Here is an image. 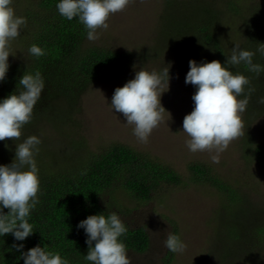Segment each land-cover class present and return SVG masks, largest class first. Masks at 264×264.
Returning a JSON list of instances; mask_svg holds the SVG:
<instances>
[{"label": "trees", "instance_id": "1", "mask_svg": "<svg viewBox=\"0 0 264 264\" xmlns=\"http://www.w3.org/2000/svg\"><path fill=\"white\" fill-rule=\"evenodd\" d=\"M57 2L12 0L15 14L24 17L27 25L10 42L9 69L5 80L0 82V99L20 87L18 81L24 72L39 71L45 88L34 106L31 121L21 129L20 139L0 141V165H8L14 159L15 145L32 135L41 140L39 152L34 156L39 203L28 218L33 233L22 242L15 241L11 233L0 236V264H24L21 251L38 244L58 252L69 264H91L83 257L88 246L83 229L76 227L79 221L101 212L106 216L110 212L120 215L127 212L122 202L146 203L163 186L190 184L208 186L220 199L216 213L224 229L221 239L230 249L240 248L236 260L242 256V250L241 261L256 256L260 252L256 248L264 242V225L255 224L254 214L244 219L237 215L235 221L225 223L232 218L236 204L243 207L247 199L236 184L224 180L212 167L191 163L185 180L168 164L132 145L111 142L89 149L81 137L77 139L68 132L77 122L73 115L80 99L94 82L125 71L136 56L88 41L77 19L67 20L58 14ZM159 18L154 47L160 53L170 42L171 47L183 53V70H189L190 59L198 63L217 60L223 66L234 45L255 51L258 44L264 43V0H166ZM33 44L44 49L45 55L38 58L29 55L27 50ZM253 63L264 65V57L257 52ZM229 70L245 75L250 81L239 97L243 99L250 93L244 121L250 122L252 116H264V104L257 102L264 96V72L258 76L244 64L229 65ZM54 134L68 143L67 154L54 145L51 137ZM245 139L249 141L245 142L244 151L252 155L258 167L264 168V145ZM8 211L3 209L5 214ZM125 225L128 231L119 239L126 245L127 253L145 254L151 244L148 232ZM172 233L179 236L177 229ZM20 243L24 248L17 251L13 245ZM226 253H219V259L227 260L230 253ZM174 254L168 250L167 263Z\"/></svg>", "mask_w": 264, "mask_h": 264}, {"label": "clouds", "instance_id": "2", "mask_svg": "<svg viewBox=\"0 0 264 264\" xmlns=\"http://www.w3.org/2000/svg\"><path fill=\"white\" fill-rule=\"evenodd\" d=\"M129 3L130 0H58L55 6L65 19H77L85 29L86 39L95 41L99 38L97 29L109 27L106 21L110 14L123 11ZM11 5L12 0H0V82L5 80L9 69L10 42L19 37L27 25L26 19L17 16ZM27 51L37 58L45 55V50L35 44ZM230 52L223 66L217 60L198 63L190 59L184 78L186 85L195 87L191 96L192 110L182 120V132L188 137L186 146L193 153H215L210 156L213 163H219L220 153L243 134L240 114L246 110L250 97L249 93L239 99L250 81L241 73L233 74L229 65L244 64L248 71L258 76L264 72V65L253 63L257 52L264 57V43L258 44L255 51L234 45ZM170 68L171 62L160 72L140 68L132 79L113 91L111 109L121 113L125 123L132 125L133 135L141 143L148 142L162 119V112H166L160 102L165 91L160 89L166 85L168 90ZM18 85L20 87L13 93L0 99V141L20 139L21 129L31 121L34 106L45 88L39 71L24 72ZM257 102L264 104V96ZM40 143L36 135L26 137L15 145L13 161L0 165V236L11 233L15 241L22 242L33 233L28 218L39 203L38 167L34 156L39 152ZM4 208L9 210L7 214L3 212ZM76 227L83 229L86 235L88 250L83 255L84 260L91 264H131L126 245L119 239L128 229L116 212L107 216L104 212L89 215ZM163 244L173 253H180L185 248L182 239L173 233L166 235ZM13 247L20 251L24 245L14 244ZM47 248V245L41 247L38 244L26 252L21 251L20 258L24 264H69L58 252Z\"/></svg>", "mask_w": 264, "mask_h": 264}, {"label": "rangeland", "instance_id": "3", "mask_svg": "<svg viewBox=\"0 0 264 264\" xmlns=\"http://www.w3.org/2000/svg\"><path fill=\"white\" fill-rule=\"evenodd\" d=\"M165 1L130 0L123 11L110 14L106 30L97 29L99 38L94 41L97 45L128 51L136 57L125 71L94 82L93 87L80 99L78 110L73 115L77 122L69 127L68 132L77 139L81 137L89 149L111 142L132 145L168 164L185 180L189 177V164L196 162L210 166L224 180L236 184L247 199L243 207L236 204L232 218L225 220V223L235 221L234 218H239L237 215H242L241 219H244L254 214L255 224L261 227L264 225V168L258 167L256 160H252V155L244 148L248 140L245 138L264 145V116H252L250 122H245V111L240 114L243 134L220 153L219 163H213L210 159L215 153H193L188 150L185 143L188 137L182 132V120L192 110L191 96L195 87L184 83L188 70H183L182 52L171 47L170 42L160 53L158 47H154ZM169 62L171 79L168 90L166 85L160 89L165 91L161 94L160 102L166 112H162V119L153 129L148 142L141 143L133 135L132 125L125 123L121 113L111 109L113 91L132 79L140 68L160 72ZM51 137L56 147L62 148L65 154L69 152V145L63 137L61 139L58 134ZM219 203L214 190L193 184L186 187L163 186L146 203L127 205L126 201L122 202L127 212L119 215L121 221L130 227L144 228L151 242L145 254L127 253L131 264H264V255L260 254L264 253V242L260 244L262 247L256 248L260 252L256 256L246 257L245 261L239 260L244 255L243 250L242 256L239 255L236 260L240 248L230 249L222 242L224 229H221L216 213ZM175 229L185 248L175 253L172 261L167 263L168 249L163 241ZM221 252L230 253L227 260L219 259Z\"/></svg>", "mask_w": 264, "mask_h": 264}]
</instances>
